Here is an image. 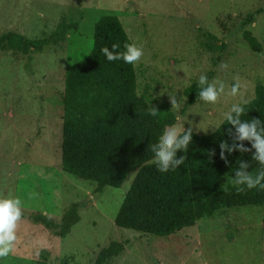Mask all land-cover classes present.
<instances>
[{
	"label": "rangeland",
	"instance_id": "obj_1",
	"mask_svg": "<svg viewBox=\"0 0 264 264\" xmlns=\"http://www.w3.org/2000/svg\"><path fill=\"white\" fill-rule=\"evenodd\" d=\"M260 8L264 0H0V195L19 196L25 215L42 212L60 223L78 204L81 216L65 238L22 217L15 250L0 264H96L110 243L127 240L125 251L105 264H264V205L224 208L159 237L115 224L136 171L119 188H101L62 166L65 73L91 52L101 16L117 15L133 43L143 47L135 64L138 94L176 113L177 123L209 135L215 130H199L200 121L218 122L233 103L254 99L256 86L264 84V12L246 24ZM62 22L78 26L42 51L1 49L7 32L42 39ZM246 32L258 41L257 49ZM201 74L226 86L215 115L213 106L199 100L182 113L185 90ZM234 83L240 84L236 96L229 94ZM171 95L179 110L171 108Z\"/></svg>",
	"mask_w": 264,
	"mask_h": 264
},
{
	"label": "trees",
	"instance_id": "obj_2",
	"mask_svg": "<svg viewBox=\"0 0 264 264\" xmlns=\"http://www.w3.org/2000/svg\"><path fill=\"white\" fill-rule=\"evenodd\" d=\"M249 14L246 24L255 22ZM78 22H62L53 34L42 39H29L15 32L2 36L1 49L28 53L42 51L57 43L63 34ZM250 45L259 43L250 32L245 33ZM133 43L121 19L115 14L101 16L95 24L94 43L84 59L70 66L65 73L63 94L62 166L64 171L77 177L94 180L101 188L121 187L128 176L136 171L133 183L115 218L120 228L133 229L159 237H169L184 228L194 226L201 219L213 216L224 208L264 205V190L245 189L237 192L228 184L234 175L237 161L251 162V153L234 151L221 158L220 141L232 142L225 124L220 131L209 135L193 132V140L184 164L175 171L160 173L154 163L149 144L158 142L165 127L177 123L176 113L152 103L157 108L155 117L148 114L152 106L138 94L135 65L123 61L109 62L101 49ZM221 59V56L219 57ZM210 80V76H208ZM197 83L186 88L187 102L182 113L199 100ZM244 120L260 118L264 121V84L256 86V96L245 105ZM246 146L250 145L247 141ZM214 153V154H213ZM179 155H184L179 152ZM253 175L260 170L255 162L247 169ZM228 186V191H224ZM35 223L51 229L56 236L65 238L81 220L79 205L73 204L61 222L42 212L23 214ZM129 241H114L105 247L96 264H105L119 256ZM47 260L48 252H43Z\"/></svg>",
	"mask_w": 264,
	"mask_h": 264
},
{
	"label": "clouds",
	"instance_id": "obj_3",
	"mask_svg": "<svg viewBox=\"0 0 264 264\" xmlns=\"http://www.w3.org/2000/svg\"><path fill=\"white\" fill-rule=\"evenodd\" d=\"M101 51L109 62L123 61L130 65L137 64L144 56L143 47L136 43L125 44L122 51L120 45L114 43L111 48L104 47ZM221 67L226 69L228 65L225 63ZM197 85L200 88L199 101L204 105L213 106L212 115H215V105L226 91L224 82L220 80L210 81L206 74H201L197 80ZM239 89L240 84L234 83L229 94L236 96ZM171 97V108L179 110L181 107L180 102L175 96L171 95ZM247 103L248 101L233 103L227 111L223 112L221 120L218 122L211 121L207 124L200 123V121L199 127H197L199 130L207 132L210 127L215 131H220L225 124L231 125L232 127L227 129V134L231 136L232 142L220 141L221 158L227 162L226 153L231 154L234 151L241 154L251 153V162L255 161L260 166V170L253 175L247 170L250 167V161L240 159L236 162L238 166L234 171V175L227 177L226 181L237 192H243L245 189L264 190V121L260 118H252L251 120L241 118L245 115V105ZM196 113L200 114L199 112ZM148 114L155 117L157 108L152 105L148 110ZM177 120L179 121V117H177ZM192 140L193 128H186L185 121L165 127L158 142L149 144L148 148L153 153V159L150 163H154L160 173L175 171L179 165L185 163ZM245 141L248 142L250 147L245 145ZM179 152H183L184 155L178 156ZM228 190V186H225L224 191L227 192ZM23 207L24 203L19 196L11 193L0 195V262L9 257L15 250L18 239L17 228L22 219ZM36 255H39V251L36 252Z\"/></svg>",
	"mask_w": 264,
	"mask_h": 264
}]
</instances>
